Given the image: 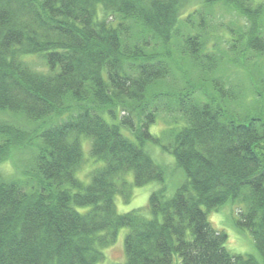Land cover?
I'll return each mask as SVG.
<instances>
[{
  "label": "trees",
  "instance_id": "16d2710c",
  "mask_svg": "<svg viewBox=\"0 0 264 264\" xmlns=\"http://www.w3.org/2000/svg\"><path fill=\"white\" fill-rule=\"evenodd\" d=\"M231 12L243 22L227 24ZM251 52L264 57V1L0 0V112L15 121L0 123V264H98L123 227L115 264H264V65H242ZM229 63L249 78L244 95L225 85ZM235 94L256 103L235 111ZM85 139L102 162L88 182ZM148 142L188 181L120 213L117 195L165 181ZM25 148L24 172L6 176ZM229 201L257 255L229 250L209 220Z\"/></svg>",
  "mask_w": 264,
  "mask_h": 264
},
{
  "label": "rangeland",
  "instance_id": "374dc122",
  "mask_svg": "<svg viewBox=\"0 0 264 264\" xmlns=\"http://www.w3.org/2000/svg\"><path fill=\"white\" fill-rule=\"evenodd\" d=\"M249 1L252 2V0ZM257 1L262 2L264 0ZM189 10H192V8H190ZM224 17L227 24H230L229 22L232 19H237L241 23L244 20V18L238 16L236 12L224 13ZM221 21L224 22L223 18L221 17H219V19H216V23H220ZM219 33H223L222 30H220ZM224 40L225 38H220L215 44L216 47L222 50L228 48L229 44ZM232 54L233 53L231 52V55ZM232 64L233 63H229L227 65L228 68L225 74H223V79H225L226 87H230L234 91H237V95L241 96L244 95V91L246 93V86L249 83V78H247V76L240 69L231 66ZM254 64L255 68H257L260 64L264 65V57H258L251 52L242 65L254 67L252 66ZM237 95L235 94V100L229 102L230 108L235 111L242 112L244 105H255L256 103V101H253L252 96L249 95L246 96V98L243 96V98H245L243 102L238 101L236 103ZM241 102L242 104L240 105ZM6 121L15 122L12 115L5 112H0V123H4ZM18 124L21 127L26 128H31L32 126L34 127L33 123H27L22 120H18ZM166 127L167 125L161 119L157 123L150 126V131L155 136H161ZM145 148L151 155V157L155 160V162L163 166L165 181H153L141 187L133 186V195L128 202H125L121 195H117L115 197V202L120 213L128 212L133 209L145 208L148 204L150 194L162 187H166V196L171 197L180 186L188 181L184 169L177 164V161L173 154L164 150L160 145L152 142H148L145 145ZM83 149L86 161L78 176L85 182H88L90 180V178H88L89 173H91V171H93L95 168L101 166L102 162L97 161L92 157L90 152V143L87 139L83 141ZM31 152L32 148H25L16 149L12 153H9L8 158L1 165V169L4 174L6 176H11L20 175L21 173H23L24 169H26V164H28L25 160L30 157ZM126 177L129 182H133L134 175L132 172H129ZM239 211L240 208L238 207V204L234 203L233 201H229L216 210L208 211V217L212 225L216 229L223 230L227 233L228 239L226 242V246L229 250L239 254L257 255V250L251 233L246 229H240L235 224V221L239 216ZM127 232L128 228L126 227H123L119 230L116 242L104 249L105 259L98 264H115L118 262H124L126 260L125 236Z\"/></svg>",
  "mask_w": 264,
  "mask_h": 264
}]
</instances>
